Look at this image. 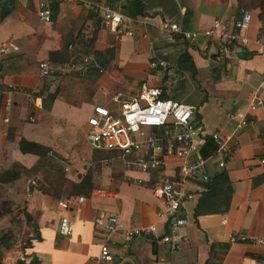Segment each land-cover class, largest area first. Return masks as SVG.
I'll return each mask as SVG.
<instances>
[{
	"label": "crops",
	"instance_id": "0c3cea01",
	"mask_svg": "<svg viewBox=\"0 0 264 264\" xmlns=\"http://www.w3.org/2000/svg\"><path fill=\"white\" fill-rule=\"evenodd\" d=\"M124 1L12 0L11 12L0 19V44L13 43L18 51L9 56L21 58L13 68L5 69L4 84L37 92L31 98L12 96L5 113L8 124H0V171L10 169L13 164L29 169L35 163V156L19 153L20 139L48 148L62 162L63 171L66 169L57 200L34 187L33 178L0 185V195L6 199L2 198L3 202L20 203L24 217L19 220L27 228L29 238L28 243L12 245L4 251L0 264H31L33 258L39 264H96L95 257L103 243L112 254L108 264H261L264 243L257 245L255 241L264 242V168L257 162L264 154L263 90L256 93L261 108L248 111L253 92L264 79V55L257 53L253 44L260 25L258 10L250 9L246 51L223 58L201 36L192 43L183 41L178 34L168 40L161 25L176 23L183 32L200 33L214 19L231 22L241 9L237 0H143V15L133 18L126 15ZM40 2H47L50 9L47 24L36 20ZM102 5H109L128 19L131 37H122L113 45L111 35L98 28L93 14V9ZM181 8H185L183 14ZM68 47L76 55L91 52L101 72L91 68L83 74L38 77V63L58 65L66 61L70 56ZM183 50L196 70L193 81L189 73L182 74L181 80L187 79L188 87L197 91L196 103L187 104L196 107L197 119L204 129L217 132L230 151L223 169L217 168L218 157L207 160L205 166L209 177L217 173L226 175L231 191L228 204L219 214L194 218L199 184L203 183L188 181L185 189L194 195V200L182 204L179 215L186 224L172 235V242L179 249L155 252L144 237L135 238L123 248L120 234L106 238L96 233L91 225L92 217L97 210L116 213L129 218L136 227L154 225L159 234L163 233L166 222L156 216L161 203L150 192L160 172L149 176L127 172L115 157L111 158L118 161V167L113 162L102 165L105 161L99 160L102 162L98 163L95 149L86 139L85 121L93 106L116 108L111 98L115 93H109L108 86L126 83L131 90L139 83H153L164 71L149 70L148 63L160 60L173 69L169 62ZM173 71L178 80V73ZM238 116H244L249 125L236 130ZM28 117L32 118L31 122ZM103 158L106 159L104 155ZM178 164L173 158L167 159L161 173L171 176ZM127 179H139L143 183L137 186ZM78 198H82L81 203L77 202ZM61 199L67 201L66 212L56 207ZM61 216L72 223L69 237L56 232ZM230 234H243L250 241L228 245Z\"/></svg>",
	"mask_w": 264,
	"mask_h": 264
},
{
	"label": "built area",
	"instance_id": "2783aa9c",
	"mask_svg": "<svg viewBox=\"0 0 264 264\" xmlns=\"http://www.w3.org/2000/svg\"><path fill=\"white\" fill-rule=\"evenodd\" d=\"M9 1L0 0V5ZM184 11L185 8H181V14ZM93 14L97 18L98 28L111 35L113 45L122 37L132 36L127 29L128 19L115 12L109 5L94 8ZM50 15L47 2H40L35 13L36 20L47 24L50 22ZM251 17V10L240 9L231 22L214 19L210 26L200 33L183 32L176 23H164L161 25V30L168 40H171L173 34H178L183 41L192 43L201 36L210 42L216 55L227 58L231 54L239 56L246 51L248 40L245 32ZM253 44L256 46V52L264 55V23H260ZM68 50L70 56L66 62L58 65L47 62L38 63V77H65L69 74L86 73L91 68L98 69L91 52L76 55L72 53L71 47H68ZM17 51L18 48L13 43H1L0 65L3 58ZM148 69L164 71L167 78L166 86L158 89H142L135 97L121 99L119 96H114L112 102L116 108L112 110L99 105L93 106L91 114L85 121L86 139L95 150L116 152V158L120 160L127 172L146 176L160 172L150 192L161 203V210L156 216L165 220L166 229L159 234L154 225L136 227L129 218L102 210L94 213L91 225L93 230L102 237L107 238L113 233L120 234L123 248H127L135 238L144 237L155 252L164 249L173 252L179 249V245L172 242V235L186 224L185 219L179 215V210L182 204L194 200V195L185 189V184L188 181L207 183L210 179L205 171L207 160L218 157L217 168L223 169L224 161L230 155V151L226 147V141L221 140L217 132H207L204 129L197 119V109L194 105L163 97L169 95L167 84L169 78L174 75L173 69L160 60H151L148 63ZM98 72L101 70L98 69ZM0 87H3L1 91L3 114L0 116V124L6 126L8 119L5 113L12 103V96L18 94L31 98L37 92L36 90L26 92L23 88L11 83L4 84L1 74ZM258 90L264 91V79L252 94L253 97L248 104L249 112H255L261 108V101L256 95ZM28 121L31 122L32 118L28 117ZM236 121V130L249 125L244 116H238ZM262 122L264 124V115ZM206 140H210L215 145V150L208 158H203L200 153ZM169 158L177 160L179 164L171 176H166L161 172ZM257 162L264 168V154ZM64 171H66L65 168ZM127 181L137 186L143 183L139 179H127ZM77 202L81 203L82 198H78ZM56 207L59 211L66 212L67 201L58 200ZM224 223L225 220L222 219L220 224ZM56 232L59 236L69 237L72 232V223L65 216H61L57 222ZM248 241L250 240L243 234H230L227 244ZM263 243L261 239L255 241L257 245ZM111 261L112 254L108 246L103 243L95 257V263L108 264ZM261 264H264V260Z\"/></svg>",
	"mask_w": 264,
	"mask_h": 264
},
{
	"label": "trees",
	"instance_id": "16d2710c",
	"mask_svg": "<svg viewBox=\"0 0 264 264\" xmlns=\"http://www.w3.org/2000/svg\"><path fill=\"white\" fill-rule=\"evenodd\" d=\"M237 4L241 9L258 10L257 19L260 23H264V0H237ZM123 6L126 15L133 18L143 15L145 4L143 0H125ZM11 10L12 0L6 2L5 4H1L0 19L7 16ZM94 35L95 34H93V37L90 39V43H92ZM19 60H21V58L8 56L3 62L1 61L2 65H0V74L3 75L5 73V69L7 68H13L16 64L15 62ZM172 67L179 76V79L175 81L176 86L178 85L177 83H180L181 85L183 73H189L190 78L193 81L196 70L191 58L185 50L173 58ZM180 90L181 87L179 88L178 85L173 92L171 91L168 96L163 97L169 98L173 101H178L177 99L181 95ZM17 149L20 154L33 155L37 159L29 169L22 167L20 164H13L10 169L0 171V185H10L20 179H27L35 174L42 173V186L39 189H41L43 193L45 192L46 194H49L55 200L59 199L62 185L65 182V174L62 162H60L58 157L48 148L35 143L27 142L23 139L19 140ZM214 150L215 145L210 140H206L200 154L203 158H208ZM199 188L200 193L194 208V218L201 215L219 214L222 212V208L227 207L231 191L224 173L214 174L210 177L207 183L199 184ZM10 205L11 204L7 202H0V219L10 214ZM34 236V239H38L37 235ZM12 237V233L9 230L1 233L0 257L4 250L10 248V244H12ZM26 243H28V241ZM31 264L39 263L33 258Z\"/></svg>",
	"mask_w": 264,
	"mask_h": 264
},
{
	"label": "rangeland",
	"instance_id": "374dc122",
	"mask_svg": "<svg viewBox=\"0 0 264 264\" xmlns=\"http://www.w3.org/2000/svg\"><path fill=\"white\" fill-rule=\"evenodd\" d=\"M169 64L171 65L172 63L169 62ZM176 74L174 73L173 76H171L169 78V83L167 84V88L169 93L172 91H174L175 88H177V86L179 85V88L181 87V96L177 99L178 101H183L186 103H196V98H195V93L197 91H193L191 89V87L189 86V81L187 79H183L180 83H177L178 85L176 86L175 81L177 80ZM162 77V78H161ZM160 78H157L154 80V82H147V83H139L135 85V88L133 89H129L128 85L126 83L121 84V83H117V84H111L110 86H108L106 88V90L109 93H115L111 98H113L114 96H119L122 98H127V97H135L138 92L144 87H158V88H162L165 87V82L166 81V76H165V72L163 73V75ZM175 86V87H174ZM134 87V86H133ZM93 153L95 154V157L98 159V163L102 162L99 160H103L105 162H102L100 164L102 165H109L113 162V165L115 167H118V161L117 160H113V158L111 157H115L117 156L116 152H110V151H96ZM102 155V156H101ZM103 155L106 157V159L103 158ZM97 165V164H96ZM41 177H42V173L40 174H35L29 178H33L35 179V183H34V187L36 188H40L42 185V181H41ZM7 197V196H5ZM2 198H4V196L0 195V202L2 201ZM5 199V198H4ZM6 200V199H5ZM6 203V201H5ZM11 204V203H10ZM10 209V214L1 218L0 219V235L1 233H3L4 231H11L12 233V244H10V247H12V245H22L23 243L26 244L27 240L29 239L27 237L28 231L26 230V227L22 226V223H20V217L23 216V210L22 207L20 206V203H13L9 206ZM8 250V249H7ZM4 250V251H7ZM3 251V252H4ZM2 252V253H3Z\"/></svg>",
	"mask_w": 264,
	"mask_h": 264
}]
</instances>
